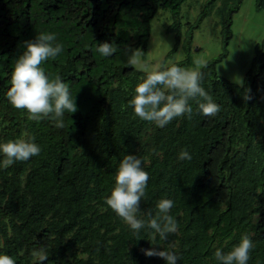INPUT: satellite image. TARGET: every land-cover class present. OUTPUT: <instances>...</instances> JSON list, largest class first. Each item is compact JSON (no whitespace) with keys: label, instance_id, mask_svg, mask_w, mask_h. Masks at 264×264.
<instances>
[{"label":"trees","instance_id":"trees-1","mask_svg":"<svg viewBox=\"0 0 264 264\" xmlns=\"http://www.w3.org/2000/svg\"><path fill=\"white\" fill-rule=\"evenodd\" d=\"M188 0H0V142L35 137L38 157L0 167V254L16 264H165L147 249L174 250L178 264H216L242 235L254 248L248 264H264V41L256 46L243 86L217 73L227 56L232 19L242 0H209L189 25L186 60L194 31L215 14L223 53L199 71L201 86L220 106L214 117L193 112L164 128L136 117L128 106L147 73L128 63L132 50L147 56L151 20L169 12L167 33L181 40V7ZM264 0H256V10ZM41 33H54L63 51L42 63L50 79L68 85L77 111L30 120L8 103L15 62ZM116 47L108 58L99 44ZM167 92V90H165ZM246 97H251L246 99ZM187 150L192 159L179 160ZM125 155H136L149 174L140 202L145 228L137 235L105 204ZM171 199L178 231L151 238L149 213Z\"/></svg>","mask_w":264,"mask_h":264},{"label":"clouds","instance_id":"clouds-1","mask_svg":"<svg viewBox=\"0 0 264 264\" xmlns=\"http://www.w3.org/2000/svg\"><path fill=\"white\" fill-rule=\"evenodd\" d=\"M55 41L54 33H41L34 42H26V50L15 62L11 73V87L6 92V97L12 108L23 110L30 120L39 121L51 117L55 120L56 127L63 128L65 113L73 114L77 111L75 99L61 77L50 79L41 67L42 63L55 59L63 51V46ZM96 50L102 57L108 58L116 52V47L104 42ZM142 56L141 50H132L129 65L147 71L148 65ZM202 79L200 71L176 64L170 67L157 64L135 85L128 106L136 117L154 122L159 128H164L176 118L190 116L193 112L192 102L197 104L201 115L214 117L220 111V106L201 86ZM235 83L243 86L244 81L237 77ZM41 152L42 146L35 142V137L0 142V167L8 168L16 162L29 161L38 157ZM178 158L190 161L192 156L187 150H182ZM148 181L149 174L144 170L143 161L136 155H125L119 163L110 195L105 199L107 207L137 235L145 228V221L140 218V202L146 195ZM173 207L171 199H162L156 204L155 216L149 213L147 227L152 230V240L159 237L166 241L169 234L178 231V224L170 215ZM253 248L252 239L244 234L239 243L227 253L222 248L215 250L216 264H248ZM143 254L146 257L162 258L165 264H178L179 260L177 253L171 249H147ZM47 259L46 255H41V264ZM0 264L16 262L9 255L0 254Z\"/></svg>","mask_w":264,"mask_h":264},{"label":"rangeland","instance_id":"rangeland-1","mask_svg":"<svg viewBox=\"0 0 264 264\" xmlns=\"http://www.w3.org/2000/svg\"><path fill=\"white\" fill-rule=\"evenodd\" d=\"M209 0H188L181 7L183 24L181 40L177 42L174 33H167L172 23L169 12L159 10L151 20V33L144 62L151 71L157 64L167 67L186 60V41L189 25H194ZM232 37L227 46L226 58L217 65L218 75L235 83V78L244 80L254 58L256 46L264 41V9L256 10V0H242V4L232 19ZM189 57L192 66L186 69L199 71L203 66L223 53L222 27L215 14L205 18L193 33ZM136 68V67H135ZM137 70L147 73V71ZM237 85V84H236Z\"/></svg>","mask_w":264,"mask_h":264}]
</instances>
